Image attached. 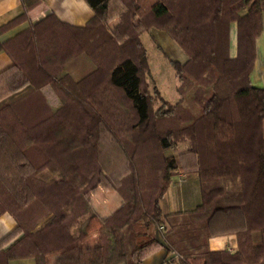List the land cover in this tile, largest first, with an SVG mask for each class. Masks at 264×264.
I'll use <instances>...</instances> for the list:
<instances>
[{
	"label": "trees",
	"instance_id": "16d2710c",
	"mask_svg": "<svg viewBox=\"0 0 264 264\" xmlns=\"http://www.w3.org/2000/svg\"><path fill=\"white\" fill-rule=\"evenodd\" d=\"M85 1L93 15L83 26L50 14L0 42L12 62L0 73V152L18 172L0 173V213L16 221L0 240V264H46L93 234L102 254L95 264H141L163 244L175 264H264V89L249 81L264 0H117L113 27L111 0ZM153 28L187 56L169 61L179 99L160 95L157 106L141 40ZM81 54L94 67L74 79L66 67ZM109 144L122 152L121 169L103 165ZM101 173L123 199L104 221L85 198ZM192 173L199 203L163 215L171 177ZM227 234L235 251L208 249V238Z\"/></svg>",
	"mask_w": 264,
	"mask_h": 264
},
{
	"label": "crops",
	"instance_id": "0c3cea01",
	"mask_svg": "<svg viewBox=\"0 0 264 264\" xmlns=\"http://www.w3.org/2000/svg\"><path fill=\"white\" fill-rule=\"evenodd\" d=\"M114 0H111L112 2ZM251 0H246L249 4ZM116 4V2H115ZM27 14V18L14 27L0 33V42H3L17 33L28 28L50 14L59 20L74 26H83L92 17L93 11L85 0H0V27L19 16ZM233 28V29H232ZM230 48L233 38V54L235 39V24L231 23ZM255 56L249 74L250 84L264 89V11L261 13V31L254 41ZM12 62L7 53L0 50V73L9 70ZM94 67L91 60L84 54L68 63L66 71L74 78L79 79ZM82 73H79L81 72ZM77 74V75H74ZM3 80L0 79V84ZM195 173L178 174L171 177L170 185L160 200L162 214L177 211L192 210L199 203L198 181ZM93 212L104 221L123 205V199L115 191L103 173L100 174L97 186L85 194ZM16 227V221L8 212L0 213V240L5 238ZM158 239L163 243L159 232ZM13 239L3 243L5 249ZM207 247L210 251L233 252L236 249L235 237L231 234L218 235L208 238ZM100 241L97 234H93L75 247L49 255L46 264H95L101 259ZM1 257V256H0ZM177 259V254L167 250L165 245H158L151 249L141 261V264H175L171 260ZM3 264V259H1ZM5 264H35L33 257H24L8 260ZM117 264H125L119 262Z\"/></svg>",
	"mask_w": 264,
	"mask_h": 264
},
{
	"label": "rangeland",
	"instance_id": "374dc122",
	"mask_svg": "<svg viewBox=\"0 0 264 264\" xmlns=\"http://www.w3.org/2000/svg\"><path fill=\"white\" fill-rule=\"evenodd\" d=\"M121 9L122 7L119 5V2L117 0L110 2L109 13L112 16V18H110L109 20L110 26L113 27L114 24L119 21V17L117 15ZM141 40L146 49V57L148 63V70L147 74L145 75V86L148 88V91L153 94L155 106L159 105L158 99L160 95L164 100H167L168 102H176L179 99L176 90L178 80L175 75V71L169 61L175 60L184 62L187 58L185 52L169 35H167L164 31L155 28L150 29V31L148 32H144L141 35ZM230 54L233 55V38L231 39ZM79 73H82V71ZM5 85L6 83L2 81L0 84V96L4 95L5 93ZM155 90L158 91L157 94L155 93ZM207 95L208 94L206 93V96ZM194 107H191V109L196 113L197 107ZM187 146V142L181 143L178 145L177 150H186ZM101 155L103 165L106 169L112 170L114 168H122L121 166L124 157L122 155V152L117 147L109 144L108 148L104 149ZM0 173L4 174V176L6 177L8 176L11 179L18 173L16 169H7V160L3 157V154H1V152ZM157 231L159 233L161 232L159 226L157 227Z\"/></svg>",
	"mask_w": 264,
	"mask_h": 264
},
{
	"label": "built area",
	"instance_id": "2783aa9c",
	"mask_svg": "<svg viewBox=\"0 0 264 264\" xmlns=\"http://www.w3.org/2000/svg\"><path fill=\"white\" fill-rule=\"evenodd\" d=\"M159 228H160V230H162L163 229V225H160Z\"/></svg>",
	"mask_w": 264,
	"mask_h": 264
}]
</instances>
